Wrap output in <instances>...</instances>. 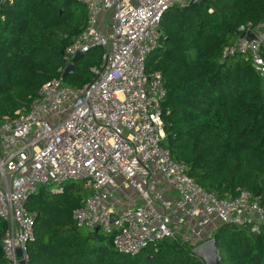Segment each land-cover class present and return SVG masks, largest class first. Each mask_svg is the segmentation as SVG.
Masks as SVG:
<instances>
[{
  "label": "built area",
  "instance_id": "built-area-1",
  "mask_svg": "<svg viewBox=\"0 0 264 264\" xmlns=\"http://www.w3.org/2000/svg\"><path fill=\"white\" fill-rule=\"evenodd\" d=\"M81 1L87 24L67 47L66 62L100 46L102 69H93V80L78 90L64 85L62 77L48 81L30 106L0 123L7 260L28 263L36 213L27 204L49 183L81 182L89 196L74 211L77 225L112 236L119 253L135 255L165 238L190 242L194 250L215 242L214 231L223 224L261 232L264 205L256 197L238 187L235 196L218 198L162 144L166 89L160 72H148L147 58L167 39L160 29L165 12L193 0ZM263 46L264 21L241 27L222 58L245 54L263 73Z\"/></svg>",
  "mask_w": 264,
  "mask_h": 264
},
{
  "label": "trees",
  "instance_id": "trees-1",
  "mask_svg": "<svg viewBox=\"0 0 264 264\" xmlns=\"http://www.w3.org/2000/svg\"><path fill=\"white\" fill-rule=\"evenodd\" d=\"M212 9V12L209 10ZM264 21V0H201L173 6L162 17L167 35L147 58L148 72H160L163 146L189 174L218 198L247 189L264 205V72L245 54L222 58L241 27ZM87 9L81 0H0V123L30 106L42 85L63 78L78 90L104 65V49L92 46L63 75L65 51L84 31ZM264 59V46L262 49ZM89 190L81 182L40 187L29 200L36 213L35 239L27 264H206L193 244L165 238L129 255L116 251L112 236L77 225L74 211ZM0 264H11L2 242ZM221 264H264V229L223 224L213 235Z\"/></svg>",
  "mask_w": 264,
  "mask_h": 264
},
{
  "label": "water",
  "instance_id": "water-1",
  "mask_svg": "<svg viewBox=\"0 0 264 264\" xmlns=\"http://www.w3.org/2000/svg\"><path fill=\"white\" fill-rule=\"evenodd\" d=\"M198 3V0H193L191 4ZM244 34L240 35L243 38ZM84 56V53H77L71 62H68L64 68L63 75H70L75 71V63ZM95 231H99L97 227ZM193 253L205 261L206 264H221L220 254L214 241L205 243L193 250ZM18 255H21V250H18ZM19 264H24L20 262Z\"/></svg>",
  "mask_w": 264,
  "mask_h": 264
}]
</instances>
